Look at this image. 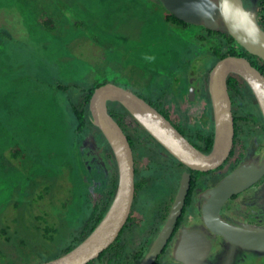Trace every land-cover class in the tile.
I'll return each instance as SVG.
<instances>
[{"label": "rangeland", "instance_id": "obj_1", "mask_svg": "<svg viewBox=\"0 0 264 264\" xmlns=\"http://www.w3.org/2000/svg\"><path fill=\"white\" fill-rule=\"evenodd\" d=\"M164 11L158 0H0V264L57 257L94 204L108 196L111 182L100 132L88 125L80 133L75 130L70 100L78 101L80 87L104 80L157 99L171 90L172 74L186 86L187 72L201 80L216 61L213 37L200 25L168 24ZM41 16L51 18L54 27L42 24ZM199 33L207 37L199 40ZM58 83L67 89H58ZM250 95L243 85L232 93L240 102L237 113L245 116L255 106ZM188 109L180 110L181 120L191 128L183 119ZM246 123L245 135L258 129ZM258 137L248 141L252 154L264 152ZM16 149L17 158L12 156ZM144 152L149 175L156 179L139 190L133 220L122 233L129 255L144 253L155 235L152 228L161 224L151 209L154 198L163 194L157 178L164 177L165 161L153 150ZM85 154L91 158L87 167ZM262 186L250 192L253 199ZM221 252L212 259L221 262ZM242 258L233 256V264L252 257Z\"/></svg>", "mask_w": 264, "mask_h": 264}, {"label": "water", "instance_id": "obj_2", "mask_svg": "<svg viewBox=\"0 0 264 264\" xmlns=\"http://www.w3.org/2000/svg\"><path fill=\"white\" fill-rule=\"evenodd\" d=\"M158 1L169 13L184 22L230 34L239 46L264 62V29L258 21L259 0H247L246 3L245 0ZM230 74L240 76L249 86L264 120V74L244 56L227 55L219 58L208 74L214 118L213 141L208 152L195 147L157 108L130 89L112 82L95 87L88 103V116L105 138L115 159L117 181L114 194L102 218L79 243L57 257L35 264H86L117 238L128 219L135 194L134 160L125 133L108 111L109 102L121 104L178 161L190 169L206 171L219 166L229 155L233 144L234 121L226 82ZM82 160L87 167L90 155L88 157L85 154ZM263 170L264 164L251 172L245 163L240 164L208 191L207 202L202 210L205 223L200 225L202 230L196 231L186 226L176 237V252L182 250V255L188 253L183 257L184 262L233 264V256L238 255L236 252H240L241 258L245 255L254 259L245 261V264H254V261L258 264L264 258L263 225L234 224L219 216L220 205L232 194L247 188ZM189 180V173L184 170L161 227L136 264H153L162 252L182 211ZM216 235L221 239V244L220 241L213 242L212 238ZM212 245L218 246L216 251L211 250ZM220 250L224 257L218 263L212 258ZM178 258L181 260V257Z\"/></svg>", "mask_w": 264, "mask_h": 264}, {"label": "flooded vegetation", "instance_id": "obj_3", "mask_svg": "<svg viewBox=\"0 0 264 264\" xmlns=\"http://www.w3.org/2000/svg\"><path fill=\"white\" fill-rule=\"evenodd\" d=\"M159 4L161 3L159 2ZM221 50L222 51L225 50V47L223 45L221 47ZM214 56L217 61L219 57L215 54ZM210 69L205 75H203V78L201 80H198L196 75L193 74V72H187L188 74H187L186 86H181L180 75H178L177 73L172 74V84L170 86L171 90L168 92L167 95L161 94L157 99H154L144 94L142 90H140L139 92L131 90L134 93H136L138 96L145 99L155 108L161 110L160 111L161 113L163 111L162 114L171 122V124H173L174 127H176L177 130L188 141H190L195 147H197L202 152H206L204 151L206 146L205 138L210 133H212V141H213L214 118L212 113L210 94L208 90V74ZM243 86L245 89H247L245 85ZM183 88L185 89L183 90ZM248 89L250 90L248 91L252 94L250 95L251 98L255 101V106L253 105L252 109L250 108V110H247L245 116L240 113H237L236 107L239 106L240 102H235L234 99L232 98V93L228 91L231 100L232 117L234 121V134L235 132L237 134L236 136L234 135L237 141L236 148L233 154L229 153L227 158L219 166L206 171H199L188 168L186 165H184L183 163L178 161L175 157H173L159 142H157L149 133H147V131L131 115L128 114L129 112L121 104H119L118 102L108 103V107H110L109 104L115 103L119 107L122 106L127 111L126 112L121 107L118 111L114 110L112 109V105L111 108H108V111L110 109L113 110L115 116L112 117L120 125V127L122 128L123 132L125 133L129 141V144L132 149L133 160H134V172H135L134 174H136L137 179H141L144 176L146 183L150 179H156L149 175L148 169L150 168L151 164L149 163V159H148L149 157L145 156V152H144L145 148L148 149L149 151L153 150L157 156H161L162 158H164L165 163L161 164V167L163 166L162 171L164 177L162 178L161 176H159L157 178V180H160L161 182V186L159 187L161 189V193L163 194H161V196L159 195L158 197L154 198L155 203L153 205V208L151 209L152 214H155V216H157V218L159 219L158 221H160L161 224L160 226L157 225L152 228V229H156L153 235L154 234L156 235L158 229L161 227L169 211L173 198L176 194L182 172L184 170H187L190 176L189 188L187 191V194L188 193L190 194L189 202L186 205V197H187L186 194L182 211L179 215L181 216V218L178 219L179 218L178 216L177 221L178 220L179 221L178 222L176 221L175 225L173 226L171 237L169 238L162 252L158 255L156 259L158 264L160 263L194 264L191 262L183 261V257L185 258L188 253L182 255V250L176 252L178 246V244H176L177 241L176 237L179 236V232H181V229L186 226H189L192 229H195L196 231L202 230L200 225L203 226V224H205L203 223L202 210L204 204L207 202L206 198L208 196V191L211 188H213L215 185H217L218 182L226 174H228L230 171H232L240 164L245 163L250 172L254 171V169H258V167H260L261 164H264V152H260L259 154H252L250 151H248L247 148L248 141H250L252 138L257 140L259 138L258 135L264 142V120L257 106L255 97L249 86ZM187 106L188 107L190 106L192 109H188ZM182 108L188 109L187 112L183 114V119H186V125H190L191 128H188L186 126L184 127L182 125L183 122L181 120L182 114L180 113V110ZM172 110H176L179 114H177ZM247 121H251L257 124L258 129L254 132L247 133L246 131L247 134L245 135L244 126L247 124L246 123ZM87 125L90 127L94 126V125H90L89 123ZM87 125L85 127H87ZM134 127H136L138 130L137 134H135ZM139 129L143 133L142 132L140 133ZM254 133L256 134L254 135ZM101 136L103 135L100 132V137ZM100 141L102 143V137L100 138ZM233 142H234V137H233ZM260 143H257V145L255 144L256 148H258V146L259 147L261 146ZM105 156L107 160H106V164L104 163V167L106 171L109 172V177H110L109 179L111 182L113 175L115 173L116 163L114 167V163L112 162L111 158L107 157L106 153ZM246 159H249L250 161H247ZM96 171L97 170L94 169L91 172H88V174L91 176ZM100 171H101V166L99 168V172ZM262 184L263 186L259 189V192L261 191V193L258 195V198L253 199L251 197L252 195L250 194V192H252L254 189H257V187H259ZM235 200L237 204L235 203ZM241 200H243L242 204L244 202H247V205L243 204L244 206H242ZM230 201L234 203L233 207L229 205ZM261 206L264 208V170L254 182H252L250 185L247 186V188H245L244 190L238 193L232 194L231 197H229L226 201H224L220 205L219 216L223 220H228L229 222H232L234 224L247 223L253 226H260L262 225L261 223L264 216V211H262ZM162 214L164 215V217H162ZM212 239L214 243L220 241L221 244V239L219 240V237L217 235ZM214 248H215L214 245H212L211 250H214ZM236 254H238L237 256L239 258L240 252H236ZM178 256L181 257V260H179ZM48 259L50 258H47L46 260ZM41 261L44 260L42 259L39 260V262ZM98 263L99 261L97 260V262H94L93 264H98Z\"/></svg>", "mask_w": 264, "mask_h": 264}, {"label": "trees", "instance_id": "obj_4", "mask_svg": "<svg viewBox=\"0 0 264 264\" xmlns=\"http://www.w3.org/2000/svg\"><path fill=\"white\" fill-rule=\"evenodd\" d=\"M258 4H259V18H258V21H259L260 26L264 29V0H259ZM161 7L165 10L164 11V20L168 24H171L173 26H180V27H183V28H187L188 26H193V24L184 22V21L176 18L174 15L169 13L163 7V5H161ZM41 14L44 15L46 13L43 11V12H41ZM39 19H40L39 21L42 24L48 26V28H53L54 27L53 26L54 22H53V20L51 18H47V17H42L41 16ZM197 27H199L203 31H205V34L207 36H210V37L214 38V43L212 44V46L210 48H211L212 52L215 55H217L219 58H222V57L227 56V55L244 56L250 61V63L254 67H256L262 74H264V62L258 56L250 54L248 51H246L241 46H239L237 44V42L234 40V38L230 34H228L226 32L219 31V30H210V29L205 28V27H203L201 25L197 26ZM206 35L199 33L197 39L203 40V39H205L207 37ZM222 45L225 47L224 51L221 50ZM226 82H227V86H228V91H230L232 93L233 92L237 93L239 91V85H245L247 87V89H248V86L246 85L244 80L240 76H238L236 74H230L227 77V81ZM104 83H106V81L100 80V81L92 82L91 84H88L87 86L80 87L81 95H80L78 101L77 102H73V101L70 100L71 110H72L73 115H74L75 120H76L75 130L78 133L82 132V130L84 129V127L88 123L90 125H93L91 123V121L89 120V116H88L89 99H90V96H91L94 88L99 86V85H101V84H104ZM57 88L60 89V90H66L67 86L64 85V84L58 83L57 84ZM109 105H110V107H108V108H111V104H109ZM120 107L123 110H125L122 106H120ZM159 111H161V110H159ZM109 113L112 114V116H115V114H114L112 109L109 110ZM162 113H163V111H162ZM93 127H95V129L98 130V128L96 126H93ZM234 135L235 136L237 135L236 132H235ZM235 136H234V142H233V145H232V149H231V152H230L231 154H233V152H234V150L236 148V142L237 141H236ZM101 137H102V144L104 145V151L106 150L105 153H106L107 157L111 158L112 162L114 163V167H115V161H114V157H113L112 151H111L109 145L107 144L105 138L103 136H101ZM205 144H206V146H205L204 151L208 152L210 150L211 144H212V133H210L205 138ZM18 150L20 151V149H18ZM19 154H20V152H18L17 149L15 151H12V156L15 157V158H17L19 156ZM134 179H135V182H134L135 194H134V199H133L131 212H130V214L128 216V219H127L126 223L121 228L117 238L106 249H104L102 252H100L99 255L95 259L90 260L86 264H93L94 262H97V260L99 261V264H123V263L126 264V263H132V261L134 259H137L138 257H140L141 254L143 253V250L141 249V250L136 251L135 253H132L131 255L127 254L125 243L120 241L124 229L127 226H129V223L133 220L134 205L136 203L139 190L146 183L144 176L141 179H137L136 174H134ZM116 181H117V169L115 168V173H114L113 178L111 180V188H110V190L108 192V196L106 197L105 201L101 202V203L97 202V203L94 204L92 210L90 211V213H89L88 217L86 218V220H84L83 225L81 226L79 231L72 237L71 241L61 250V252L58 255L63 254L64 252H66L69 249H71L72 247H74L77 243H79L94 228V226L99 222V220L104 215V213H105V211H106V209H107V207H108V205H109V203L111 201V198H112V196L114 194L115 187H116ZM189 199H190V194L188 193L187 197H186V205L188 204ZM162 217H164L163 214H162ZM180 218H181V216H179L178 219H180ZM45 229H46L45 232L49 233L50 229L48 227L45 228ZM4 230L5 229H3V231ZM155 230L156 229H154V231ZM153 264H158L157 260Z\"/></svg>", "mask_w": 264, "mask_h": 264}]
</instances>
